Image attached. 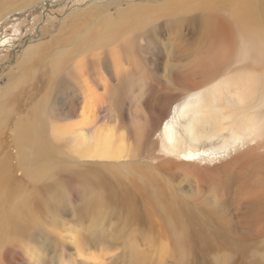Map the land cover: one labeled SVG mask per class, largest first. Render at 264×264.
Listing matches in <instances>:
<instances>
[{"label": "bare ground", "instance_id": "obj_1", "mask_svg": "<svg viewBox=\"0 0 264 264\" xmlns=\"http://www.w3.org/2000/svg\"><path fill=\"white\" fill-rule=\"evenodd\" d=\"M54 1L0 0V22ZM114 4L115 16L109 12ZM148 4L122 7L109 0L69 15L52 39L29 45L0 82L1 250L27 232L48 183L81 175L89 185L109 188L98 201L131 210L146 204L164 228L169 225L163 218L176 228L171 238L176 256L171 250L156 259L155 252L140 251L135 255L140 263L186 264L191 254L193 264H264V0ZM134 71L165 81L159 87L147 84ZM128 86L157 90L159 105L138 101L129 114L122 110L128 123L121 118L120 126H110L99 125L95 103H84L78 122L56 123L63 115L56 117L51 106L59 95L100 100L98 87L111 96L112 88ZM60 142L65 151L55 146ZM61 155L66 160L56 158ZM135 155L154 168H141L131 186L73 163ZM21 177L30 188L37 186L39 195L28 191L32 188H25Z\"/></svg>", "mask_w": 264, "mask_h": 264}, {"label": "rangeland", "instance_id": "obj_2", "mask_svg": "<svg viewBox=\"0 0 264 264\" xmlns=\"http://www.w3.org/2000/svg\"><path fill=\"white\" fill-rule=\"evenodd\" d=\"M107 1L109 0H58L47 4L38 3L34 8L24 9L0 22V82L3 83L5 81V75L13 69L16 64H18L25 49L29 45L52 39L55 33L60 30V27L62 26L61 24L69 15L80 12L82 13L93 8V6L95 7L97 4L105 3ZM118 1H120L122 7H127L129 4L135 3L140 5L150 4L152 0ZM158 1L163 2L166 0ZM118 7L119 6L115 4L111 5L109 12L115 16ZM148 35H150V32L146 35L150 38ZM149 46L150 45H148V47ZM131 74L141 79L144 83L148 82L147 84L151 85L156 84L158 87L161 82L165 81V76H153L149 72L146 74L145 71L140 72V74H137L134 71V73L132 72ZM148 74H150V77ZM129 81L131 80L129 79ZM113 84L115 85V82H113ZM128 88L126 87L125 91L120 87H114V89L110 88L111 96H109V93H107L103 87H98L97 90L101 95L100 100L89 99L86 98L85 95H82L81 98L84 101L80 99L77 100L76 98L74 101H69L64 95H59L51 106L53 114L58 111L57 115L55 114L56 117L63 115V119L56 120V123L58 126H63L67 124L65 121L74 122L75 120H78V114H80L82 110L81 105L84 103H95L96 106L94 107L93 112H98L97 117L99 116V125L105 124L110 126H116L117 124L120 126L119 121L121 118L128 123V120L130 119L124 117V112L125 114H129L130 108L132 109L134 103L138 101L143 105L145 103L149 106L150 103L152 106L159 105L160 101L157 90H152L150 92L151 88H149L144 92H140L139 90L138 92L137 87L133 88V86H128ZM171 92L176 93L177 91L172 90ZM69 96L73 97V93L70 94L69 92ZM72 108H77V112H71ZM65 113L68 116H65ZM117 115H119V117H117ZM69 118L72 120H68ZM115 118L119 120L116 121ZM57 145L58 150H60V148L64 151L66 150V148H64V142L55 144V146ZM59 145H61V147ZM128 148L131 150L133 149L132 146H129ZM61 153L64 152L62 151ZM56 158L66 160L65 155ZM73 161L74 165H77V168L80 167L83 171L85 169L91 171L90 168H93L102 175H108V179L112 182H121L123 186H131L133 181L132 178L139 176V170L141 168H154L153 166L146 164L145 160L137 155L134 156V159L130 157L121 158L119 161L112 159L108 161L98 158H79ZM151 163L152 165L154 164V166H157L159 162H153L151 160ZM55 168L56 167L51 170L53 171ZM21 172H23V170ZM157 174L160 175L159 172H157ZM88 176L86 177V180L91 179V176ZM160 178L163 180L162 177ZM64 180L65 184L63 183ZM183 180L184 177L175 183L173 179L167 178L166 180L165 178V181L163 182L168 183L169 185L173 184L174 186V183L177 185V183L179 184ZM23 182L25 183V188H30V185L27 183L28 181L23 179ZM94 184L95 185H89L81 175H67L62 181L59 176L57 179L52 180L50 184L48 183L49 187L44 190H48L51 193L48 191L43 192L42 207H40L41 209L37 208L38 211H36L37 209H33L35 211L32 210L33 212L29 215L27 232H21V235L12 238L10 244H7V246L4 247L2 246L4 249L1 250L0 247V258L2 257V263L0 262V264H150L147 259L140 263V261L138 262L135 258V255L140 251L146 254L148 250L156 253V259H159L162 254L171 252V250L172 255L176 256L172 247L173 242L171 241V238L176 236V228L172 224L168 223L165 218H163V220L169 225L168 228H164L162 220L156 218L157 216H151L152 210L146 204L132 207V210L130 208L131 206H128V209H125V207L122 206V210L121 208L112 205V203L105 204L102 203V201H98V199H102L106 196L109 188L105 189L101 183L94 182ZM33 185L36 186L37 184ZM181 186L186 188V191L191 190L189 189L191 187H189L186 182H182ZM37 189L36 186L31 190L28 189V191L39 195V190ZM30 192H28V194ZM94 200L97 201L92 203ZM43 204L45 205L43 206ZM135 213H138L141 218H143L141 224L140 220L138 224L136 223V218L139 215L137 214V216H134ZM32 233L34 235H32ZM169 233H171L170 237H168ZM22 235H25L26 237ZM29 236L30 238L27 239ZM25 239L27 241L23 242ZM154 240L157 242L156 246ZM178 252H180V250H178ZM261 254H264V250ZM223 255H225L223 252L220 253L218 258ZM190 256L191 254H189V258L194 261V257ZM189 258L186 264H193L190 263L191 260ZM178 259V256L174 257V262L176 260L178 261ZM230 263L231 262H229V264ZM153 264H160V260H155ZM232 264L239 263L232 262Z\"/></svg>", "mask_w": 264, "mask_h": 264}]
</instances>
